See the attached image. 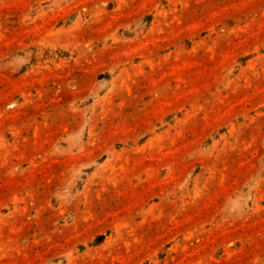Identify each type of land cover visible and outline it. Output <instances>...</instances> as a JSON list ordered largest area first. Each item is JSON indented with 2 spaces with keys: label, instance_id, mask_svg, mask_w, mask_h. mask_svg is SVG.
I'll list each match as a JSON object with an SVG mask.
<instances>
[{
  "label": "rangeland",
  "instance_id": "rangeland-1",
  "mask_svg": "<svg viewBox=\"0 0 264 264\" xmlns=\"http://www.w3.org/2000/svg\"><path fill=\"white\" fill-rule=\"evenodd\" d=\"M0 264H264V0H0Z\"/></svg>",
  "mask_w": 264,
  "mask_h": 264
}]
</instances>
